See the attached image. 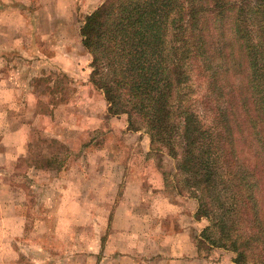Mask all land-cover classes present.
<instances>
[{
    "label": "trees",
    "instance_id": "1",
    "mask_svg": "<svg viewBox=\"0 0 264 264\" xmlns=\"http://www.w3.org/2000/svg\"><path fill=\"white\" fill-rule=\"evenodd\" d=\"M81 37L109 113L133 131L137 118L152 152L179 162L210 222L203 244L264 264V0H106ZM193 64L208 79L211 121L192 97Z\"/></svg>",
    "mask_w": 264,
    "mask_h": 264
},
{
    "label": "rangeland",
    "instance_id": "2",
    "mask_svg": "<svg viewBox=\"0 0 264 264\" xmlns=\"http://www.w3.org/2000/svg\"><path fill=\"white\" fill-rule=\"evenodd\" d=\"M105 1L0 0V203L8 207L9 199L2 195H10L16 204L23 203L31 215L45 221L29 219L28 237L22 242L18 238L6 242L3 232L15 234L21 227L17 228L18 223H7L3 229L0 224V264H67L75 240L77 251L93 249L95 215L107 214L108 200L115 197L132 154H137L135 166L148 170L147 182L156 192L193 198L183 184L184 174L177 169L179 162L166 150L151 152L144 161L146 128L136 118L134 128L140 131L125 130L127 115L112 116L103 92L90 82L92 57L82 45L81 28L86 17ZM66 60L67 71H63ZM192 66V97L203 121H211L208 79L199 64ZM21 129L26 139L25 157L7 164L4 142L16 146L19 141L3 138ZM248 154L253 163V151ZM75 165L85 172L73 171L72 176L81 181L84 175V184L87 181L85 186L90 188L85 208L89 217L81 219L78 226L69 222L79 208L58 205L64 194L65 173ZM55 170L60 173H49ZM97 186L102 189H94ZM77 193L76 189L69 191L70 196ZM201 219L209 226L208 219ZM102 225L106 227L107 221ZM75 227L79 230L71 232ZM199 247L211 261L235 264L236 255L229 250L208 247L202 239ZM80 258L68 264H96Z\"/></svg>",
    "mask_w": 264,
    "mask_h": 264
},
{
    "label": "crops",
    "instance_id": "3",
    "mask_svg": "<svg viewBox=\"0 0 264 264\" xmlns=\"http://www.w3.org/2000/svg\"><path fill=\"white\" fill-rule=\"evenodd\" d=\"M68 63L66 60L62 64L63 71H67L65 66ZM56 64L59 67L58 63H53V65ZM33 77L36 78L37 74ZM3 81L5 80L3 79ZM123 121L126 123L124 127L127 130L129 122L128 120ZM23 134L24 130L21 129L8 132L4 136V141L13 137L19 141L16 142V146L4 142L6 147L10 146L5 147L4 150L5 163L11 164L12 161L25 157L26 139ZM145 138V152L142 153L144 161L152 152L151 140L148 135H145ZM136 159L137 154H132L128 167L123 168L120 183L115 189V197L108 200L110 209L107 214L103 211L98 212L97 216L95 215L94 221L97 228L92 237L95 243L94 248L87 252H79L75 248L77 243L75 240V245L71 246L66 263L81 257L80 259L95 260L96 264H232L217 263L203 255L199 247V240L202 239V232L207 224L197 217L198 204L196 200L190 197L156 192L157 188L147 182L148 170L144 166H142L143 168L136 167ZM73 171L75 173L82 172V174L85 172L79 165L68 167L65 173L64 194L60 197L58 205L79 208L78 215L69 222L73 226H78L81 219L85 221L89 217L85 208L89 206L90 197L87 195V190L90 188L85 186L87 181L84 184V175L80 181L72 176ZM49 173L57 175L60 171H49ZM75 181H79V183ZM73 189L79 193L70 196L69 191ZM94 189L100 191L102 188L97 186ZM120 190L123 191L122 196ZM2 197L9 199L7 200L8 207L4 202L0 203L2 229L6 227L7 223H18L17 228L21 226L12 235L8 230H3L7 234L6 242L12 238H18L17 240L21 242L25 241L23 239L28 237L27 221L29 219L36 223L45 222L41 219L42 216L31 215L28 208L22 205L23 203L16 204L10 195H2ZM103 220L107 221L106 227L102 225ZM72 230L78 231L79 228L75 227L71 229V232Z\"/></svg>",
    "mask_w": 264,
    "mask_h": 264
}]
</instances>
